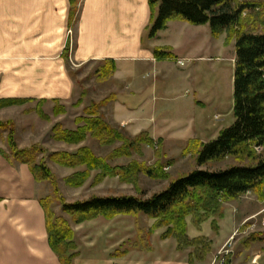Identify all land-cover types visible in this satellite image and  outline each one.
<instances>
[{
    "label": "crops",
    "instance_id": "1",
    "mask_svg": "<svg viewBox=\"0 0 264 264\" xmlns=\"http://www.w3.org/2000/svg\"><path fill=\"white\" fill-rule=\"evenodd\" d=\"M151 19L149 0H81L73 18L70 0H0V104L29 101L0 107V122L15 123L21 148L30 146L21 141L36 139L43 128L44 120L30 112L43 100L45 107L48 105L44 112L51 110L53 116L57 101L66 113L68 107H76L86 95L84 90L78 92L74 68L95 65L96 87L109 89L106 100L115 97L103 110L107 109L110 123L129 135L147 132L155 141L178 145L181 152L192 139L204 143L216 140L223 130L217 127L221 113L208 112L200 97L210 95L212 85L203 80L207 69L210 78L213 73L226 78L228 64L220 49L217 58L213 57L210 26L172 21L150 38ZM166 47L172 49L175 60L156 59L155 49ZM108 62L115 63L116 71L112 78L101 81L98 72ZM228 77L224 96L228 94L233 112L235 64ZM78 117L82 116L74 119L72 128L62 125L64 129L77 130ZM5 137L0 133V264H61L49 245L40 202L48 197L46 185L36 181L27 164L6 158ZM247 197L226 205L219 234L210 231V222L201 230L189 226L192 238L207 236L213 241L207 260L195 264H218L219 251L229 241L238 246L247 235V241L241 243L243 248L227 257L229 264H264V206L249 211L250 205L244 201ZM258 217L260 223L252 222ZM162 232L154 234L152 252L134 251L115 258L114 250L136 232L130 231L126 239V235L108 236L96 229L94 237H106H93L94 243L85 248L79 245L81 255L75 264H191L192 249L179 252L174 239L161 240Z\"/></svg>",
    "mask_w": 264,
    "mask_h": 264
},
{
    "label": "trees",
    "instance_id": "2",
    "mask_svg": "<svg viewBox=\"0 0 264 264\" xmlns=\"http://www.w3.org/2000/svg\"><path fill=\"white\" fill-rule=\"evenodd\" d=\"M81 0H70L72 18L76 16ZM152 19L149 28L150 38H155L165 30L169 22L180 21L192 26L209 25L214 39L226 34V45L235 42L234 77V123L223 129L214 141L204 143L192 139L182 152V157L196 159L199 168L209 164L233 160L235 164L224 169H196L188 175L173 180L168 187L151 197L141 192L137 196H93L86 201L66 203L62 201L63 212L73 223L79 225L102 217L113 220L118 216H145L155 224L148 231L138 229L134 242L114 254L122 258L131 250L151 251L150 238L158 229H166L164 240L174 238L178 250L193 249L190 263L205 262L212 252L213 242L207 237L191 239L188 235V218L201 229L211 222L215 234L220 232V221L224 220V207L248 194H253L260 202L264 201V0H149ZM157 60H175L171 48L155 49ZM116 71L114 62H108L99 70V79L107 81ZM115 100L110 97L108 103ZM28 100L3 101L0 107L22 105ZM46 101L39 102L36 112L46 121L50 117L43 107ZM81 105V101L77 106ZM100 105L94 104L85 111V116L76 119L77 130H65L57 125L53 129L54 139L70 145H80L88 137L99 142L102 147H116L109 159L96 156L89 147H83L74 154L57 153L52 161L61 167L85 170L66 179L72 188H80L91 178L92 172H99L96 184L107 178H119L121 182L132 184L139 190L138 179L145 175L155 180H167L163 164L149 167L145 163L132 161L127 166H112L110 161L131 159L135 154L142 155L144 147L160 150L164 141H155L147 132L129 136L119 128L111 126L100 112ZM66 114L64 106L57 101L54 108L56 117ZM0 129L7 130L9 154L6 158L12 163L27 164L38 183L56 184L52 171L39 159L43 150L34 146L19 149L14 123L0 122ZM174 161L168 163L173 166ZM56 192H58L56 190ZM41 205L46 215L49 245L61 264H73L79 256L74 243V231L70 222L58 217L52 210L54 199H42ZM253 239V237H252ZM225 264H229L226 261Z\"/></svg>",
    "mask_w": 264,
    "mask_h": 264
},
{
    "label": "rangeland",
    "instance_id": "3",
    "mask_svg": "<svg viewBox=\"0 0 264 264\" xmlns=\"http://www.w3.org/2000/svg\"><path fill=\"white\" fill-rule=\"evenodd\" d=\"M211 37H212V42H213V50H212L213 57L217 58L218 49H220V51L222 52V57H224V59L226 60V64H228V67L226 70L227 77L225 78V76H223L222 73H213L211 75V78H210V72L208 71L209 69H207V76L203 80H206L207 85L208 86L212 85V87H210L211 91H210V95L208 98H206V99H204L202 97H200V98L204 102H206V104L208 105V110H207L208 112H211V113L220 112L221 113V116H218L217 119H220V120L222 119V120L218 121L217 127H223V129H225V128H229L234 123V116H233V112H232V103L229 100L228 94H226V97L224 96V91H225L224 88L226 87V80H228V78H229L228 73L233 69V65L235 64V62H234V60H235V42L233 41L230 45H226V40H227L226 34H223L219 39H214L213 36H211ZM197 65L198 64L196 63L195 67H194L195 72L197 71V68H196ZM95 68H96V65L92 66V68H89V66L85 67L84 69L83 68L77 69L76 67L74 68V78L76 79V82L78 83V87H77L78 92H81L84 90L85 95H86V99L84 101L81 100L82 101L81 106H77V105H76V107L70 106V107H68V109H67L68 111L66 114L60 115L58 117H56L55 115L53 116L51 113L52 112L51 110H45V112L48 113L49 115H52V117L49 116L50 117L49 121L44 120V123L42 124V127H43L42 131H40L38 133L36 139H32L30 141H21L22 144H30L29 147L21 148V146L18 144V141L16 139V143H17L19 149H28V148H32L34 146H38L43 150V153L39 156V159L43 160L47 164V166L50 168V170L52 171V174L54 176V180L56 182L55 185H53L49 182L44 183L46 185V191L45 192H46V194H48V197L51 196L54 199V203L52 205V210L55 212V214L58 217H62L64 219H66L67 221H69L71 228L74 231V243L77 246V253H79V256L74 260L73 264H75L76 260L81 255L79 245H81V247L85 248L89 244L91 245L92 243H94V241H93L94 230H96V229H100L101 231L104 230V231H106L108 236L112 235V234H115L116 236L126 235V237H127L126 239L129 238V236H130L129 232L130 231L136 232V235L131 240L125 241L124 243L119 245L114 250V252L112 254V256H114V254L116 252H118L121 249H124L128 245V243L134 242L136 240L137 235H138V229H141V230L148 232L153 227V225L155 224V221L148 219L145 216H139V217L118 216L113 220H106L102 217H99L95 220L87 221V222H84L82 224L77 225V224L72 222L71 218L66 213L63 212L62 201H65L66 203H75L78 201L89 200L93 196H99V197L124 196V195L137 196V195H140L141 192L144 193L146 195V197H151L152 195L165 190L171 181L182 178V177L188 175L189 173L193 172L196 169L219 170V169H224L230 165L235 164V162L233 160H227L226 162H223V163L209 164L206 167L199 168L197 165L196 159L191 158V157H185V158L182 157L183 151L181 152V148L178 145L172 144V146H171L169 144V146H168V145L163 143L160 150H157V148L152 149L149 147H144L142 155L135 154L131 159H125L124 158V159L110 161V163L112 166H127L132 161H137L140 163H145L149 167H155V166H157V162L160 161L163 164V166L165 167L166 173L170 176V178L167 180H155V179H151L145 175H140V177L138 179V185H137L139 187V190H138V189H136L135 185L121 182L119 178H107L102 183L96 184L95 179H96L97 175L99 174V172L94 171V172H92L91 178L84 184V186H82L80 188L69 187L66 184V179L73 176L77 172L85 170V168L82 167V168H78V169H70V168L61 167L57 163L52 161L51 157L53 155H55L57 153H63V152L74 154V153L78 152V150L83 148V147H89L93 150V152L96 154V156L109 159L113 150L116 147L120 146V144L118 143L114 147H102L99 144V142L92 139L91 137H88L87 140L80 145H70V144H67L65 142L56 141L54 139L53 129L57 125H60V126L63 125L66 128H72L74 125L73 121L77 116H79V115L85 116V111L87 109H89L90 107H92V105L97 104V105L101 106L100 112L104 116L106 121L111 126H113L115 128H119L122 131H124L125 134L129 135L119 125L110 123V122H112V120L110 119V116L109 117L106 116L107 109L105 108V111L103 109L105 106H107L111 102L110 101V102L104 104V102L109 99V98L107 100L105 99L109 95V89H105V87H96L95 75L93 73ZM211 81H212V83H210ZM232 96H233V94H232ZM222 101H223V103H221ZM47 106L45 107V105H44L45 109L47 108ZM44 107H43V111H44ZM36 109H37V107L35 108V110H32L30 113L35 112L37 114ZM58 123H62V124H58ZM51 127H52V130H51ZM14 129H15V123H14ZM0 131H1L0 133L2 135H7V137H5L3 139V142H4V147L7 148L8 152H10L9 147H8V143H7L9 132L7 130H1V129H0ZM129 136H131V135H129ZM15 138H16V129H15ZM21 142H20V144H21ZM171 161H174L175 164L170 167V166H168V163H170ZM56 190L58 192H56ZM248 195H250V196L247 197ZM248 195L244 196V197H247L244 201L250 205L248 207L249 211H254V210L264 206V205L259 204L261 202L257 199V197L255 195H253V194H248ZM243 198H241L240 200L235 201V202H240ZM226 205L224 207V215H225ZM260 219H261V217H258L255 220H253L252 222L260 223ZM97 220H99V222L94 223V221H97ZM104 221H107V222H104ZM108 222L109 223L112 222V223L109 224ZM209 222H210V225L208 227H209L210 231H212L214 235H217L214 233V231L212 229V226H211L212 221L210 220L206 223H209ZM190 225H192L194 228H196L192 223V219L188 218V235H189V226ZM203 225H202V227H203ZM247 225H248V222H247ZM202 227H201V229H202ZM225 227H226V224H224V228ZM201 229H198V230H201ZM158 230H163V232H162L163 234L160 236L162 241L174 239V238H169V239L164 240L162 238V236L165 234L166 229L163 228V229H158ZM158 230H156V231H158ZM156 231L153 233V235L150 238V244H151V248H152L151 251L131 250L128 252L127 255H129L131 252H134V251L152 252L153 251L152 238H153L154 234L156 233ZM105 235L106 234H104V236H101L100 238H99V236L95 235L94 238L95 239H97V238L98 239H104L106 237ZM237 235H239V234H237ZM200 237H207V236H200ZM247 237H249V235H247V236H245V238L241 239L238 242V246H235L234 242L229 241L223 249L227 248V250L230 253L223 257L222 255L219 256V253L223 249L221 251H219L218 256H217L218 264H219V260L222 258L225 259V262H224V264H225L226 261H228L227 257L229 255L232 256L235 254L237 249H242L243 247H242L241 243L246 242ZM190 238L195 239V238H192L191 236H190ZM196 238H198V237H196ZM207 238H209V237H207ZM174 240L176 241V239H174ZM104 242L109 244L108 241H104ZM176 243H177V241H176ZM112 244H110V245H112ZM189 249H191V248H189ZM177 250H178V244H177ZM186 250H188V249H186ZM192 251H193V249H192ZM179 252H182V251H179ZM89 254H91V252H85V255H89Z\"/></svg>",
    "mask_w": 264,
    "mask_h": 264
},
{
    "label": "built area",
    "instance_id": "4",
    "mask_svg": "<svg viewBox=\"0 0 264 264\" xmlns=\"http://www.w3.org/2000/svg\"><path fill=\"white\" fill-rule=\"evenodd\" d=\"M179 64L181 66H184L185 65V62L184 61H179ZM222 251H221L222 253L221 252L219 253V256L222 255L224 257L225 255H228L230 253L226 248L223 249ZM224 262H225V259L224 258H222V259L219 260V264H224ZM216 263H218V259L216 260Z\"/></svg>",
    "mask_w": 264,
    "mask_h": 264
}]
</instances>
